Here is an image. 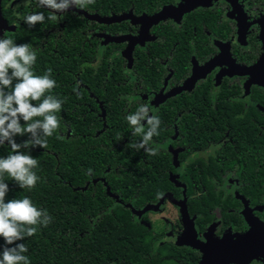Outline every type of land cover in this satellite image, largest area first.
Listing matches in <instances>:
<instances>
[{
    "label": "flooded vegetation",
    "instance_id": "af4514ba",
    "mask_svg": "<svg viewBox=\"0 0 264 264\" xmlns=\"http://www.w3.org/2000/svg\"><path fill=\"white\" fill-rule=\"evenodd\" d=\"M130 3L124 11L105 14L123 20L100 24L78 12L92 14L93 4L59 13L39 0H2L3 17L14 30L3 31L1 38L13 39L34 8H48L62 25L57 31L73 21L80 32L70 38L58 34L57 44L64 48L54 51L73 59V68L58 71L59 81L53 78L57 87L52 90L64 101L69 118L98 120L107 135L127 128L138 144L142 137L133 135L126 117L142 104L149 106V115L160 117V134L150 142L158 154L135 148V171L142 177L139 187L152 181L147 168L166 173L171 187L152 202L132 207L139 211L162 201L161 209L137 215L138 220L154 230L159 244L170 243L182 260L195 257L199 264L208 240L226 237L234 242L254 227L259 233L264 229V0ZM25 35L38 61L45 56L46 36ZM77 56L87 70L85 78L73 73ZM101 58L98 74L93 68ZM132 142L126 139L116 146L133 148ZM186 223L194 227V237L186 238ZM182 235L201 244L203 251L171 242ZM225 251L217 245L212 249L220 260ZM246 253L236 249L238 261L227 264H264L263 258L247 261Z\"/></svg>",
    "mask_w": 264,
    "mask_h": 264
},
{
    "label": "trees",
    "instance_id": "16d2710c",
    "mask_svg": "<svg viewBox=\"0 0 264 264\" xmlns=\"http://www.w3.org/2000/svg\"><path fill=\"white\" fill-rule=\"evenodd\" d=\"M130 1L135 0H95L90 10L92 14L78 12L88 20L105 24L89 16L105 17L110 11L119 13L130 7ZM34 13H43L44 23L31 27L24 22L12 40L24 44L30 39L25 33L32 37L45 35V60L41 54L34 73L43 70L45 74L51 68L52 78L59 81L58 71L65 73L74 65L72 57H61L54 52L64 48L63 43L57 44V35L61 33L70 38L79 36L80 32L74 30L73 21L64 25L65 30L57 31L62 25H57L56 19H48L55 15L48 8H34ZM97 58L94 56L93 61ZM81 59L76 57L78 65L73 73H81L85 78L87 70L80 67ZM103 60H99L94 72L101 73ZM57 117L60 127L47 138L48 147H35L29 153L38 160V167L34 169L39 177L36 186L21 189L10 176H4L10 189L6 201L29 197L38 209L46 210L51 217L47 227L40 225L34 236L17 242L28 248L25 255L31 264H197L195 257L191 261L182 260L179 250L170 243L159 244L154 230L133 213V207L152 202L171 184L167 182L166 173L156 174L155 170L147 168L145 171L152 173L149 174L152 181L139 187L142 177L135 171V147H117L126 139L137 143L135 137L126 134L127 128L112 130L107 135L105 126L98 120L69 118L64 105ZM108 123L112 125L114 120L109 118ZM68 126L70 133H67ZM27 139L28 134L16 137L17 143ZM9 154H12L11 148L5 142L0 146V157ZM4 244L0 237V251Z\"/></svg>",
    "mask_w": 264,
    "mask_h": 264
},
{
    "label": "clouds",
    "instance_id": "9594fccd",
    "mask_svg": "<svg viewBox=\"0 0 264 264\" xmlns=\"http://www.w3.org/2000/svg\"><path fill=\"white\" fill-rule=\"evenodd\" d=\"M39 3L54 12L65 13L73 7L86 8L95 0H39ZM48 19L54 20L56 16ZM44 21L43 13H34L25 19L31 27ZM36 60V51L30 44H16L10 38H0V146L7 142L12 152L0 157V237L5 242L0 251V264H31L25 255L28 248L24 243L17 242L34 236L38 226L47 227L51 221L47 211L38 209L29 197L6 201L10 189L4 181L7 174L19 188H34L39 180L34 171L38 160L29 153L35 147L47 148V138L60 127L57 113L64 101L51 94L57 87L51 68L42 76L34 73ZM149 112V106L142 104L126 119L133 128V135L142 137L140 143L130 146L155 156L158 149L151 147L150 142L153 136L160 134L158 130L162 121L159 116L149 115ZM37 117L42 119H35ZM21 121L25 123L22 125ZM144 121L147 122V130ZM26 134L29 139L17 143L16 137Z\"/></svg>",
    "mask_w": 264,
    "mask_h": 264
},
{
    "label": "water",
    "instance_id": "95a60500",
    "mask_svg": "<svg viewBox=\"0 0 264 264\" xmlns=\"http://www.w3.org/2000/svg\"><path fill=\"white\" fill-rule=\"evenodd\" d=\"M1 1L2 0H0V38L3 35V31L5 30L13 31L14 30V27L13 26L10 27L6 19L3 17ZM89 17L91 19H97L101 23L119 22L124 19V16H113L107 19L105 17H99L98 15H94V16L90 15ZM158 19H160V14H158ZM161 207H162V201L157 204H150L147 207H144L143 209L139 211L133 210V213L140 217L143 214L147 213L148 211L161 209ZM183 215L187 216V212L183 211ZM186 226H188L187 223H186ZM257 230L258 229L254 227L248 234L240 237L237 241H234V242H233V239L226 238V237L222 240H219V242H215V241L211 242L210 240H208L209 244L208 243L202 244L203 247L205 248L206 254L202 258L199 264H227L229 262L238 261V260H234L237 258L235 254L236 249H239V250L244 249L247 252L246 255L243 256V258H246L247 261H251L252 259H256V258L264 259V229L262 233L256 232ZM189 235L192 237H194L195 235V229L193 226L187 227L186 238ZM171 242L177 246L188 245V246H192L202 251L204 249L202 248V245L196 243V241L192 242V241H187L186 239H184V235H182V237H177L175 239H172ZM235 243H241L242 246L241 247L234 246ZM230 244H232V246ZM215 245H217V248L219 247L226 248V251L223 254L224 257L222 258V260H220L222 256H215V253L212 252V249L214 248ZM233 246H234V249H233ZM207 248H208V251H207Z\"/></svg>",
    "mask_w": 264,
    "mask_h": 264
}]
</instances>
